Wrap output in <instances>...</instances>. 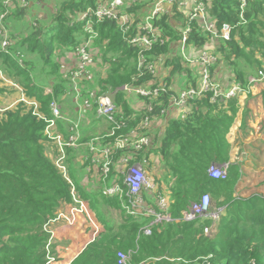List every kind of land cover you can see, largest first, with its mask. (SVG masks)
<instances>
[{"label":"trees","instance_id":"obj_1","mask_svg":"<svg viewBox=\"0 0 264 264\" xmlns=\"http://www.w3.org/2000/svg\"><path fill=\"white\" fill-rule=\"evenodd\" d=\"M154 1L135 0L125 10L133 19L130 33H124L115 19L94 20V29L99 32L101 40L107 41L101 47H104V61L109 65V72L98 87L114 96L117 120L124 127L119 130V135L137 132L150 136V125L156 118L165 117L162 111L169 110L171 100L177 94L169 88V78H165L167 83L164 84L169 91L152 99L139 96L144 104L137 109L132 107L122 90L126 84L156 82L157 73L149 66L138 69L139 54L146 56L149 65L156 66L169 54L171 41L181 37L171 21L184 17L178 11L174 12L173 7L152 21L161 34L157 42L150 47L131 42V35L138 31L142 15L150 10ZM199 1L205 4L218 33L225 24L231 26L230 38L220 37L218 40L216 63L223 62L232 70L233 78L230 77L229 81L246 86L250 74H255L264 64V51L262 60L247 52V47H264L261 40L264 36V0H246L244 6L242 0ZM98 2H63L54 12L50 24L36 27L20 45L25 47L27 42H32V51L40 46L45 63L54 62L50 72L55 77L60 74V62L52 57L55 42L71 50L81 44L82 29L87 21L74 20L72 23L70 17L75 13L82 14L89 7L94 8ZM3 10L4 4L0 0V13ZM23 11L22 8L19 15ZM184 21L191 27L187 44L200 49L208 46L212 34L204 31L200 20L187 18ZM13 57L0 50V60L6 67L25 75L22 85L29 95L36 97L38 112L51 117L48 105L65 93V79L53 84L52 92L46 94L36 84L28 83L33 75V61L26 60L25 66H21ZM173 60L172 75L183 70L180 59L174 57ZM239 60L244 61V66ZM250 71L254 72L249 74ZM197 86V81L187 83V87ZM213 95V91L208 90L202 96L188 100L187 114L167 118L162 139H151L152 147L148 151H139L137 158L148 159L156 151L162 155L164 175L153 179L159 191L167 196L168 211L174 218H181L189 204L206 193L212 196L214 205L225 206L216 231L211 236L206 235L204 229L211 221L199 217L193 221L160 223L153 227L151 235H145L140 229L151 218L124 215L117 228L106 222L103 213L98 211L104 229L71 264H119L118 252L130 250L128 264H264V194L256 193L246 198L235 195L243 171L241 164L231 160L232 143L228 134L239 113L240 102L238 98L223 101ZM150 104L152 110H149ZM146 116H151L149 127L144 126ZM46 125L45 119L23 102L0 114V264H48L47 244L51 234L45 230V224L55 217L62 202L72 199L71 184L48 154ZM105 140L110 142L112 138ZM68 153L72 156L74 150L68 149ZM122 154L119 151L116 159ZM213 163L228 164L226 179H216L209 174ZM73 179L75 183L78 181ZM76 184L93 207H120L118 199L105 197L97 192L99 190L88 192L82 184Z\"/></svg>","mask_w":264,"mask_h":264},{"label":"built area","instance_id":"obj_2","mask_svg":"<svg viewBox=\"0 0 264 264\" xmlns=\"http://www.w3.org/2000/svg\"><path fill=\"white\" fill-rule=\"evenodd\" d=\"M18 1H20L24 7L28 4L26 0ZM181 1L155 0L148 15L142 18L141 22L138 24V31L131 35V42L141 47H150L153 43L157 42L161 34L157 28H154L153 19L160 14L169 12L177 3H186L185 1ZM242 1L244 6L246 0ZM11 2H13V0H5V2L3 0L4 10L0 13V47L1 51L4 53H9L11 44V38L6 25L8 5ZM193 2L194 6L189 19L200 20L204 31L210 33L216 32L218 36L229 39L231 26L225 24L221 33H218L215 23L208 17L205 4L199 0H194ZM123 4L124 0L100 1L94 8H89L87 11L83 12L82 18L78 19L79 21H88L87 29H89V33L92 35L75 48V50L77 49V59L73 70L76 76L92 79L89 67L96 65L94 64L96 61L90 53L89 47L91 45V39L97 35L99 36V32L93 27L95 18L98 21L104 20L105 18L115 19L119 22L120 27L123 28L124 33H130L133 19L130 14L122 10ZM190 28L191 27L188 26L184 36H182L184 43L188 37ZM13 54L14 52L11 53V55ZM146 60V56L140 53L137 63L138 69L141 70L143 67L149 66L150 69L156 73V66L149 65L150 63ZM214 61L215 57L212 54L204 52L198 59L202 76L198 86L189 87L174 95L173 99L175 100V104L182 108L183 115L187 114L185 109L188 100L200 97L208 90L213 91V98L215 99L226 101L228 99L238 98L240 105H244L241 103V99L246 98L247 92H250L249 89L251 86L264 80L263 65L254 75L248 77V84L246 86L238 82H231L229 86L225 87L221 82H217L212 77L210 66ZM125 89L150 99L157 97L162 92L169 91L164 82L162 84L153 82L152 84L131 85L130 87L125 85ZM91 95L92 101L87 100L85 105L82 106L83 112L85 108L92 109L95 107L98 116L105 119L111 125L108 133L92 137L90 141L84 143L93 154L91 162L97 165L100 170L101 175L99 177V183L102 194L108 198L118 199L121 209L125 213H123L124 215L137 218L141 216L151 218L150 222L140 229V233L145 235H151L153 227L157 224L163 222H178L180 220L193 221L195 218L197 219L199 217H205L213 222L212 227L214 231V226L220 221L225 206L214 205L211 195L206 193L202 195L199 200L192 201L187 209L182 212L181 218H174L168 211L169 202L167 196L159 191L149 172V158H137L139 151H148L151 145V137L146 134L134 132H132V134L119 135V130L124 127L123 123L117 120V107L114 99L109 94H99L98 91L93 92ZM50 107L51 117L38 114L47 122L45 134L48 138V154L64 177L71 183V201L62 202L55 217L45 224V230L51 234L47 244L49 252L48 264H62L56 260L55 256L51 255V253H53L51 251V246L53 244L56 227L59 225L58 221H62V224L71 228L76 226L83 229H85L83 226L84 223L88 222L93 226L94 236L91 241L97 238L98 234L103 230V226H101L100 223L98 224L94 213L89 209V201L82 197L69 176L67 160L68 149L77 147L81 144L80 140L82 134L80 124L71 122L68 128L69 133L65 134L59 128V121L65 119L59 105L53 100ZM148 107L149 110H152L151 104ZM168 111L163 110L162 113L166 114ZM84 115L85 113L83 116ZM150 123L151 116H146L144 126L149 127ZM109 138H112V141L107 142L105 139ZM119 151H122L123 154L117 160L116 155ZM227 169L228 164L221 165L213 163L209 167V174L216 179H226L228 176ZM64 204H66L65 207ZM207 227H205L204 233L209 235L206 233L208 232ZM131 254V250L129 252L119 251V264H128Z\"/></svg>","mask_w":264,"mask_h":264},{"label":"rangeland","instance_id":"obj_3","mask_svg":"<svg viewBox=\"0 0 264 264\" xmlns=\"http://www.w3.org/2000/svg\"><path fill=\"white\" fill-rule=\"evenodd\" d=\"M65 1H68V0H26L28 4L26 7H24L20 3V1L13 0V2H11L8 5V13L6 17V23H7L6 25H7V29L9 31V35L11 38L9 54L14 52L12 57L14 56L17 59V62H19L21 66H25L26 60L33 61V68H34L33 75L30 76V80L28 81V83L36 84V86L42 89L44 93L46 94L52 92L53 84H56V82H59L62 79H65L66 81L65 90L66 91L59 98H56L55 102L59 105L62 111V115L65 118L64 122L67 121L66 119H68V120H71L72 123H79L80 128L82 129V131H84L86 130L85 127L91 124L90 122L92 121L91 115L93 116V113L94 114L97 113L96 108L95 107H93L92 109L85 108L84 113L85 115L88 114L87 116L80 117L78 114L76 117H74L73 115L74 118L70 119L67 115L74 113L73 106L79 105L80 107H82L85 105V102L87 100L92 101L91 94L96 91H98L99 94H107V95L109 94L114 99V96L110 92L104 91L100 87H98V82L101 79L106 78L109 72V65L105 63L104 61V56H103L104 47H101L107 41H105L104 39L101 40L100 35L99 36L97 35L96 37H93L91 39V45L89 47V51L93 55L96 61L94 63L96 65H92L89 67L90 73L92 74V79H87L86 77L82 78V76L75 75L74 73L75 71L73 69L76 63V59H77V49L71 50V49H68L66 46H60L59 42H55L54 44L55 52L52 57L57 58L60 62V70H59L60 74H57L54 77L50 72V66L53 65L54 62L52 61L51 63H49V65L45 63V59L42 58L41 56L42 54H41L40 46L37 47L36 50L32 51L31 50L32 42H27L26 45L28 47L27 46L22 47L20 45L22 40L28 38L36 27H43L48 22H50L52 17L54 16V12H56L59 9V7L62 5V3ZM98 1L100 2V1H105V0H98ZM134 1L135 0H124L122 10H126L130 5L134 3ZM142 1L146 2V0H142ZM153 5L154 4L152 3L151 8ZM22 8L24 11L22 12V15H19L18 12L22 10ZM150 10L144 13L141 18H145L150 12ZM173 10L174 12L175 10L178 11L184 17L183 20H179L175 18L171 21L173 28L178 32V34L181 37L178 40L171 41L169 54L161 58L160 62L156 65V73H157L156 82L160 84H162L163 82L167 83L165 78H169L168 82L170 84H173V87L178 92L177 88L185 85L184 87H182L183 89H185L187 86L186 84L188 82L194 83V81H197L198 83L201 80L202 76H201L200 66L198 64V59L204 52H208L209 54H212L214 57L215 56L217 57V55L215 54L216 52L215 49H216V46L220 44L218 40L222 36H218L216 32L211 33L212 36L209 40V43H208L209 45L202 49L196 47L195 45L184 43L182 36H184V33L187 30V27H186L187 23H185L184 19H187V18L189 19V16H191L193 5L192 4L190 5L188 3H181V4L177 3V5L174 7ZM174 12H172L171 14H173ZM82 14L76 15L75 13V15L70 17V22L73 23L74 20L81 19L83 16ZM131 23H132V20H131ZM87 28L88 26L87 24H85L82 29L84 30V34L81 38V40L83 41L87 40L92 35L89 33V29ZM262 31L264 33V27L262 28ZM41 38L44 40L46 39L44 37H41ZM261 40L264 42V36L261 37ZM83 41L81 43H83ZM0 50H1V47H0ZM263 51H264V47H260V46H257L256 48L247 47V52L250 55L253 54L255 57L260 58L261 60L263 59L262 58ZM174 57H177L180 59L182 66H183V70L181 72H178L172 75V73L170 74V72L173 68L172 62L174 61L173 60ZM216 57H215L214 63L210 66L212 77L217 82H220V81L225 82L226 80L228 81L230 77L233 78L232 70L225 63L222 62V64L217 65ZM167 61H169L170 64H167ZM239 61L244 66V61L243 60H239ZM213 67H215V70L219 68L220 72L224 74V77L218 78V73L215 71L214 73L212 72ZM8 68L9 67L8 66L6 67L3 60H0V114L4 113V111L7 109L16 108L20 102H23L24 105H26L28 108L33 107L34 113L41 114V112H38L39 103L37 102L36 97L29 95L25 87L22 85L24 84V79L26 78L25 75H21L17 71H14ZM254 71H250L249 74ZM251 75H254V74H250V76ZM216 78H218L220 81L217 80ZM255 84L256 85L264 84V80L261 82L255 83ZM126 85L128 87L131 86L129 84H126ZM256 85L254 86V90H255L254 94L252 91V93L249 94L248 99L243 100L244 102L246 101V104L239 106V112H240L241 107H244L243 111L241 112L240 117H238V115L236 116V120L240 123L239 126L241 128H245L242 134L244 136V139L247 137V134L251 133V130H248L250 129V127H248V124L253 123L254 121H257L255 119L256 117H261L260 122L262 124H263L262 120H264V117L261 116V112L264 113V88L259 89ZM183 89H181L178 93H180ZM122 90L126 92V96L130 100L132 107L139 108V105H138L139 102H141L142 105L144 104L142 99L137 94L125 89V85L122 87ZM75 97L77 99V103L73 105V99ZM51 102L48 105V107L51 105ZM171 104H175L174 99L171 100ZM254 110L258 113V116H255L253 114ZM89 114H90V117H89ZM163 115H166V114H163ZM164 119H166V116L163 117V119L159 120L158 123H160L159 124L160 126L158 127V130H157L158 123L154 125L153 129L152 127H150L152 131L156 129L157 131L156 137L158 136V132L162 131ZM71 122H69L68 124H70ZM83 134L80 140L82 144L90 141L91 137H96L101 134L105 135L106 132L103 131V132H100V134H93L92 136H89V137H86ZM232 136L233 138L235 137L233 140V143L238 145V148L235 147V149L237 151L236 152L237 156L239 157L248 155V153H243L244 150H247L248 152L249 149L247 145L249 146L250 144L251 145L256 144V141H255L254 143L246 144V146L244 147L242 137L235 136L234 133ZM83 150L85 149L83 148ZM262 161L263 163H262L261 168L259 166H257V168H243L242 170L243 174L241 178L242 184L240 183V185H237L238 187H237L236 194H235L237 197L246 198L256 193L264 194V158H262ZM80 166L81 165H79V163H76V162H75V166L74 165L70 166V171H71L72 176L76 178L77 180H80V179L87 180L89 182V188L90 187L96 188L94 190H98V188L100 187V183H99V176H97V172H95V174L93 175L92 172L86 170L87 173L83 175L82 170H80ZM90 205L91 203L89 201V206ZM65 206L66 204H64V207ZM105 208L107 209L106 212H109L107 215L104 216L106 222H108L111 226H116L118 228V226L123 222V216H121L123 215V213L120 210L118 211L116 208L114 209V207H111V206L105 207L104 205H100L97 207L98 211L102 213L105 212ZM89 209H91L92 213H94L95 218L98 221V224L99 222L102 223L103 221L101 220L97 211L91 208V206ZM58 224L63 225L62 221H58ZM212 225H213V222H210V224H208V227L206 226L208 228V232L206 233L209 234V236H211L216 231V228H217V224H216V226H214V231H213ZM83 226L85 229H87V231L90 230L91 228L93 229V226L90 225L88 222L84 223ZM66 227L72 230L71 232L68 233V236L66 238V241L68 242V245H69V243H71L72 240L74 239V235L79 236V234L74 233L73 228L69 226H66ZM60 250L63 251L64 248H61ZM58 254H59L58 250L55 253H51V255L55 256V258H57V261L60 262L58 259Z\"/></svg>","mask_w":264,"mask_h":264},{"label":"crops","instance_id":"obj_4","mask_svg":"<svg viewBox=\"0 0 264 264\" xmlns=\"http://www.w3.org/2000/svg\"><path fill=\"white\" fill-rule=\"evenodd\" d=\"M182 1H185L186 3H188L190 5L192 4L194 6V2H193L194 0H182ZM49 24H50V22H48L46 24V26H48ZM215 72L218 73V78L224 77V74L220 72L219 68H217L215 70ZM171 73L172 72H170V74ZM162 74H163V72H162ZM218 78H216V79L219 80ZM99 83H100V81L98 82V86L100 85ZM221 83H223V86H225V87L230 85V84H228L229 80L228 81L226 80L225 82H221ZM190 85H192V84H190ZM184 86H181V87L177 88L178 92L181 89H183L182 87H184ZM254 86H252L249 89L250 92H247L248 94L246 95V98L241 99V103L242 104H246V101L244 102L243 100L248 99V96H249V94L252 93V91H253V94H254V92H255ZM256 86L259 89H263L264 88V84H258ZM169 88L171 90H173L175 93H178L177 90L173 87V84H169ZM187 88H189V87L186 86L185 89H187ZM185 89H183V90H185ZM255 89H256V87H255ZM76 103H77V99L75 97L73 99V105L76 104ZM138 105H139V107H141L142 103L139 102ZM73 108H74V110H73L74 113L67 115L70 119H73L78 114H79L80 117H83L84 112H83L82 107L77 105V106H73ZM243 109H244V107H241L240 112L238 114V117H240L241 112L243 111ZM253 114L255 116H258V113L255 110L253 111ZM73 115H74V117H73ZM87 115L88 114H86L84 116H87ZM165 116H166V119H164V123H163V126H162V131L158 132V136L157 137H156V135H157L156 129L154 131H152L151 128H150L149 131L151 133L150 137H151L152 141L155 138L162 139V137L164 135V132H165V129H166V126H167V124H166L167 118L183 117V110H182L181 107L177 106V104H170L169 111H168V113ZM261 116L264 117V113L263 112H261ZM89 117H90V114H89ZM161 119H163V116L156 118V120H154V122H152V125H153V126L151 125L152 129H153L154 125L157 124L159 122V120H161ZM255 119L257 121H254L253 123L248 124V127H250V129H248V130H251V133L247 134V137L245 139H244V136L242 135L243 134V130L245 128H241L239 126L240 123L236 120V118H235V121H234V123H233V125H232V127L230 129L229 134H228L229 141L232 143L231 160L233 162L241 164L242 170H243V168H257V166H259L261 168L262 163H263L262 158H264V120H262L263 121V124H262L260 122L261 121V117H256ZM66 120L67 121H65V122H64V120H60L59 121V128L65 134H68L69 133L68 128L71 125V123L70 124H68V123L71 122V120H68V119H66ZM91 120H92V121H90L91 124L85 127L86 130L82 131V129H81V134H83V132H84V134H83L84 136L89 137V136H92L93 134H100V132H103V131L108 133V131L110 130L111 125L110 124L108 125L109 122H107L103 118H100L97 113H95V114L93 113V116L91 115ZM159 124L160 123H158L157 130H158V127L160 126ZM164 126H165V128H164ZM260 129H261V131H260ZM134 133H137V132H134ZM233 133H234L235 136L242 137L243 143H244L243 144L244 147L246 146V144L254 143L256 141V144H252V145L250 144L249 146L247 145V147L249 149L248 152H247V150H244V152H243V153H248L247 156H241V157L237 156V153H236L237 151H236L235 147L238 148V145L233 143V140L235 138V137L233 138V136H232ZM101 135H103V134H101ZM159 137H161V138H159ZM150 147H152V145H150ZM83 148L86 151L83 150ZM69 149L74 150V153H73L72 156H69V153H68V159H67V160H69L68 164H69V176H70V179H72V181H73V183H74V185L76 187H77L76 183L79 182L80 184L83 185V187L85 189H88V192L97 191V190H94L96 188H91V187L89 188V182L87 180L80 179V180H78L75 183V180L73 179L71 171H70V166H72V165L75 166V162H76V163H79V165H81L80 166V170H82V174L83 175L86 174L87 173L86 170H88V171L92 172L93 175L95 174V172H97V176L100 177L101 174H100V170H99L98 166L91 162V157L93 156V154L91 153L89 147L83 143V144H79V146H77V147H73V148H69ZM71 158H72V161H70ZM161 159H162V155H160V153H157V151L150 155V157H149V162H150L149 172H150L152 177H154V176L162 177V175H164V169L162 167ZM243 178H244V176H243ZM240 183H241V179L239 180L238 185H240ZM95 185H97V184H95ZM98 190L99 191H97V192H100L102 194L101 186L98 188ZM81 195H82V197L84 199L90 201V203H91V200L89 198H86L83 195V193H81ZM90 206H91V208L96 210L97 213H98L97 208L93 207L92 203H91ZM114 209H115V207H114ZM116 209L118 211L120 210L122 213H124L122 211V209H121V205H120V207H117ZM106 210L107 209L105 208V212L103 213L104 216L109 213V212H106ZM124 214L123 215L120 214V215L124 216ZM55 225H57V224H55ZM100 225L103 226V228H104V223L103 222L100 223ZM66 226L67 225L63 224V225H58L56 227V232H55V236L53 238V244L51 246V251L53 253H55L57 250L59 251L58 259H59L60 263H62V264H71L73 262V260L86 247V245L90 243V241H91V239L93 238L94 235H93V229L92 228L87 231V230H85L83 228H80V227H74L73 228V232L76 233V234H79V236L74 235V239L68 245V242L66 241V238L68 236V233L71 232L72 230L67 228ZM61 248H64V250L61 251L60 250ZM56 260H57V258H56Z\"/></svg>","mask_w":264,"mask_h":264},{"label":"bare ground","instance_id":"obj_5","mask_svg":"<svg viewBox=\"0 0 264 264\" xmlns=\"http://www.w3.org/2000/svg\"><path fill=\"white\" fill-rule=\"evenodd\" d=\"M89 8H91V7H89ZM88 8V9H89ZM88 22V21H87ZM232 29V28H231ZM185 43H187V39H186V41H185ZM231 82H234V81H229V83L228 84H231ZM138 96H140V95H138ZM115 102V101H114ZM186 110V109H185ZM187 111V110H186ZM186 115V114H185ZM185 115H183V116H185ZM82 144V143H81Z\"/></svg>","mask_w":264,"mask_h":264}]
</instances>
